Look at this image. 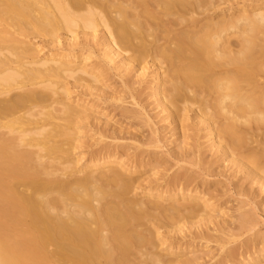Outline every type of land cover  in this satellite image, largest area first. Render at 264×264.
Instances as JSON below:
<instances>
[{
  "label": "bare ground",
  "instance_id": "bare-ground-1",
  "mask_svg": "<svg viewBox=\"0 0 264 264\" xmlns=\"http://www.w3.org/2000/svg\"><path fill=\"white\" fill-rule=\"evenodd\" d=\"M230 1L0 0V264H264L263 242H239L254 227L252 216L241 214L239 224L223 210V220L209 210L200 217L212 203L200 184L192 188L191 173L178 170L165 186L143 188L146 177L129 174L141 167L123 158L128 146L117 142L123 122H154L135 86L149 82L175 138L172 156L207 168L210 146L264 187V0L222 7ZM77 30L92 32L82 41ZM94 56L114 64L108 70L137 108L105 84L107 68ZM71 86L80 91L75 97ZM84 129L114 142L75 153ZM197 217L204 225L195 222L192 231ZM192 246L210 255L202 262L176 256Z\"/></svg>",
  "mask_w": 264,
  "mask_h": 264
},
{
  "label": "rangeland",
  "instance_id": "rangeland-1",
  "mask_svg": "<svg viewBox=\"0 0 264 264\" xmlns=\"http://www.w3.org/2000/svg\"><path fill=\"white\" fill-rule=\"evenodd\" d=\"M239 1H241V0H231L230 2H226V3H224L223 5H222V7L223 8H229L230 6H232L233 5V7L236 9V8H241L242 6H241V4H242V2H239ZM240 4V5H239ZM101 30V29H100ZM100 30H99V32L98 31H96V33L95 34H97L98 35V37H97V35H96V37L94 38L95 39V41L93 40V37H92V40H93V42L94 43H96V41H98V40H100L101 39V37H102V35H104L103 33H101L100 32ZM80 34H79V33ZM87 32V31H86ZM90 33L92 32V31H89ZM89 32H88V34L87 33H85L84 31L82 32H80V30L78 31L77 30V33L80 35V39H82V41H83V39L84 38H81V37H83L82 35H85V34H87V35H85V36H89V35H91V34H89ZM93 34V33H92ZM94 36V35H93ZM99 37H100V39H99ZM89 38V40H91L90 39V37H87V39ZM97 38H98V40H97ZM85 39H86V37H85ZM233 39V38H232ZM34 40V39H33ZM41 40L42 39H35V41H37V42H40L41 43ZM84 42H86V41H84ZM97 51H100L99 52V55L100 54H102V50L101 49H96ZM95 51V50H94ZM97 51H95V55H98L96 52ZM127 53H126V55H127V57L129 56H133V54L131 53V51H126ZM131 53V54H130ZM125 54V53H124ZM125 55V56H126ZM96 56H94V58L92 59V61H93V63L95 62V63H97V61L100 63L101 61L99 60V58L98 57H96ZM103 62V63H102ZM101 62V64H99L100 66L101 65H103L102 67L104 68V69H106L107 68V71H106V74H105V76H104V81H105V84H108V86H110V88H112L113 90H115L116 92H117V96H119V97H122L123 98V100H124V103H123V105L124 106H126V107H128V108H137V106H135V104H134V102H133V100H131L132 98H130V94H129V90H128V88L127 87H125V89H124V83H122L123 82V80L121 79V77L119 76V75H116L115 76V71L113 70V72H112V70H108V68L109 67H113V65L114 64H112V63H107V62H105V61H102ZM133 63H134V65H136L135 63V61H133ZM110 64H112V66L110 65ZM146 64V63H145ZM145 64H141V65H145ZM109 67H108V66ZM149 66V65H148ZM102 71V70H101ZM110 71V72H109ZM111 73V74H110ZM108 75H113V76H111V79H110V76H108ZM107 76V77H106ZM109 78V80H107V79ZM142 79H145V77H141ZM88 79V78H87ZM135 79V81H138V79H140L139 77H138V79H137V76L135 77V78H133V80ZM150 79V77H148L147 78V80H149ZM107 80V81H106ZM88 81V80H87ZM87 81H82V82H84V84L86 83H89V82H87ZM122 84V85H121ZM149 82H144V83H141V84H136L135 86L139 89V90H143V92L144 93H142V97H141V99H143V105H145V109H146V111H145V113L146 112H148V114H150L152 117V119L154 118V122L153 123H147V124H144V123H146L143 119V123H142V120H138V122L137 121H130L129 123H130V125H129V123H124L123 122V125L125 126L126 124H128V125H126L128 128H126V126H125V129H122L121 131H119L118 132V134L120 135V137H119V139H117V140H119V141H117V142H120L122 145H124V146H128V148H127V150H125L126 152H127V154L125 153V151L123 150L122 151V154L124 153V157L123 158H127L128 160H130V162H133V167H136L137 165V168L138 169H140V167H141V170H139V171H135V172H133V173H129L130 175H132V176H135L136 178L138 177V178H140L141 177V179H139V181L140 180H142V178L143 177H146L145 178V180L143 181V182H141L142 183V186L144 185H147V186H145V187H150L151 185H155V186H157V185H159V184H155V183H160L161 185H166V180H167V178L166 177H170V176H173L174 174L173 173H175L176 174V172L178 173V170L180 171V173H188L189 175H191V176H195V177H193L194 178V181H197V182H195V183H193V185H192V188H194L195 187V185H196V183H197V185H196V187L200 184H202L201 186L199 185L198 186V191H200V192H202L201 194L202 195H204V197L205 198H207V200H209V202H211L212 203V206L210 207V209L209 208H207L206 210H204L205 211V215H203V216H200V217H204L205 218V216L207 215L208 216V213H211L210 214V216L209 217H211V215H212V217L213 218H215V216L217 215V217H219L220 216V218H215V219H217V221L218 220H220L221 219V215H220V213L222 214V210L223 211H225V213L223 212V214H225L224 215V217H227V215L226 214H229L228 216L230 217V220L231 219H233V217H235L234 218V221L237 219V217H239L241 214H249L250 216H252V224H253V228L250 230V231H248V233L246 232L245 233V235H243L241 238H239L240 240H239V242L241 241V240H244V239H255V238H257V239H255V240H257V241H259V242H261L260 244H262V242H263V245H264V187L262 186V185H256L255 183H251L250 182V180H246L245 178H244V172H238L237 173V171H239L238 170V167L237 166H235L233 163L231 164V162L230 161H224V160H220V159H218L217 158V156L216 155H214V152L212 151V150H210L211 148H210V146H208L207 147V145L205 146V143L207 144V140H206V137H203L204 136V132L203 131H199L198 133H199V135H201L202 137H203V140L201 139V141H203L204 142V146L206 147V148H204L205 150H204V152L206 153V155H204V157H205V159H206V161L205 162H211V161H213V164H212V166H209L208 167V165L207 164H205L206 166H207V170L204 168V166L202 167V168H199L200 167V165H199V167L197 166V165H195V164H197L196 162H194V161H191V160H193V158L191 157V158H189V160L187 161V159H186V161H184V160H180V161H178L179 159H177L176 157H174L175 155H174V148L176 149V146L177 145H175V143L174 142H172V140H173V138L174 137H172L171 138V135H172V133L171 132H169V130H170V128H171V126L165 121L164 122V114L163 113H159L160 112V110H158L157 108H156V106H155V102H153V99L151 98V96L149 97V91H150V89H149ZM121 86H123V88L121 87ZM72 88H73V86H71ZM146 88V89H145ZM122 89H123V91H122ZM128 91H127V90ZM144 89H145V91H144ZM75 90V91H74ZM126 92V93H125ZM80 93V91L78 92V90H76V89H72V94H71V96L72 97H75L77 94H79ZM127 94H129V96L127 95ZM152 100H151V99ZM147 102V103H146ZM149 102V103H148ZM111 109V107L109 108V110ZM98 112H101V110H99ZM109 112V111H108ZM108 112H106V113H108ZM119 111H116V112H113L114 114H117ZM158 112V113H157ZM102 113H104V112H102ZM112 113V114H113ZM114 114H113V116H114ZM157 114V115H156ZM163 114V115H162ZM106 115V114H105ZM144 115H146V114H144ZM112 115H111V117H113ZM163 118H162V117ZM146 118H147V115L145 116ZM156 117V118H155ZM117 119H119V115H117V117L114 119V120H117ZM157 119V120H156ZM163 119V120H162ZM160 120V121H159ZM104 121V122H103ZM102 122H101V125H104L105 124V122H106V120H103ZM156 121V122H155ZM134 122V123H133ZM158 122V123H157ZM121 123V122H120ZM132 123V124H131ZM156 123V124H155ZM166 123V124H165ZM133 124H134V127H133ZM152 124V125H151ZM136 125V126H135ZM140 125H142V126H140ZM144 125V126H143ZM149 125H151V126H149ZM138 126H139V128H138ZM152 126H154V127H152ZM161 126V127H160ZM166 128H165V127ZM168 126V127H167ZM103 127H105V126H103ZM108 128V127H107ZM131 129V130H128V129ZM138 128V129H137ZM157 128H159V129H157ZM161 128V129H160ZM163 128H165V129H163ZM133 129H134V131H133ZM137 129V130H136ZM141 129V130H140ZM163 129V130H162ZM169 129V130H168ZM136 130V131H135ZM139 130V131H138ZM168 130V131H167ZM131 131H133V132H135V133H133L132 132V134H131ZM166 131V132H165ZM191 131V133H194L195 131L192 129V130H190ZM111 132V131H110ZM138 132H139V135L142 137V138H140L139 137V139H140V141L137 139V140H135L136 139V137H138L137 135H138ZM161 132V133H160ZM122 133V134H121ZM137 133V134H136ZM142 133V134H141ZM81 136H80V142H81V144H82V148H77V149H75V153H80V152H87L88 153V151L90 152L92 149H93V147H94V149H98L103 143H106V142H114V140L112 141V140H110V138L109 139H103V140H99L98 139V137L100 138V136L99 135H97L96 134V132H94V131H88V130H86V129H84L81 133H79ZM136 134V135H135ZM134 136V137H132V136ZM163 138H162V137ZM167 138H166V137ZM154 137H157V138H155L154 139ZM159 137H161V139L159 138ZM170 137V138H169ZM148 140H147V139ZM160 139V140H159ZM165 139H167V140H165ZM172 139V140H171ZM175 139V138H174ZM103 141V143L101 144V143H99V142H97V141ZM108 140V141H107ZM146 140V141H145ZM157 140V141H156ZM162 140V141H161ZM206 140V141H205ZM78 141V142H79ZM105 141V142H104ZM150 141V143L151 144H149L148 142ZM96 143V145H95V143ZM172 142V143H171ZM98 143H99V145H98ZM80 144V143H79ZM80 144V145H81ZM94 146H93V145ZM156 144H158V145H156ZM176 144H178L177 142H176ZM136 145H137V147H136ZM139 145V146H138ZM208 145H209V142H208ZM257 144H252L251 146L252 147H255ZM99 146V147H98ZM135 146V147H134ZM91 147V148H90ZM97 147V148H96ZM142 149H141V148ZM134 148V149H133ZM136 148V149H135ZM138 148H140V149H138ZM173 148V149H172ZM209 148V149H208ZM91 149V150H90ZM126 149V148H125ZM129 149V150H128ZM132 149V150H131ZM134 150H135V153H134ZM210 150V151H209ZM146 151V152H145ZM149 151H151V152H149ZM171 151V152H170ZM207 151V152H206ZM173 152V153H172ZM137 153H139V154H137ZM141 153V154H140ZM154 153H155V155H154ZM132 154V155H131ZM134 154V155H133ZM138 156H137V155ZM174 155V156H172V155ZM88 155V154H87ZM87 155H86V157H87ZM119 155H121V154H119ZM135 155H136V157H138V158H136L137 160H134L135 159ZM130 156V157H129ZM153 156V157H152ZM155 156V157H154ZM139 157H140V159H139ZM142 157V158H141ZM147 157V158H146ZM161 157H163L162 159H161ZM125 158V159H126ZM130 158V159H129ZM133 158V159H132ZM144 158H146V159H144ZM149 158H150V160H149ZM159 160H158V159ZM176 158V159H175ZM138 159H139V162H138ZM154 159V160H153ZM165 159V160H164ZM140 160H141V162L143 161V163H141L140 162ZM148 160H149V162L150 163H148ZM158 160V161H157ZM218 160V161H217ZM220 160V161H219ZM134 161H135V163H134ZM154 161V162H153ZM164 161V162H163ZM160 164H159V163ZM191 162V163H190ZM194 164H193V163ZM148 165H147V164ZM152 163V164H151ZM154 163V164H153ZM132 164V163H131ZM162 164V165H161ZM136 165V166H135ZM144 165H146V166H144ZM157 165V166H156ZM165 167H164V166ZM234 165V166H233ZM155 166V167H154ZM153 168H154V171L156 170V169H158L157 170V172L158 171H160L159 173L161 174H157V175H159V177L161 178V177H163L162 175L164 174V178H161V179H164L163 181L160 179V180H157L156 181V177H155V180L154 179H152V178H154V176L152 177V175H151V173L153 172V173H155L154 175H156V172H154L153 171ZM165 168V169H164ZM186 169V170H185ZM190 169H192V170H190ZM208 169H211V171L210 170H208ZM167 170V171H166ZM213 170V171H212ZM237 170V171H236ZM152 171V172H151ZM185 171V172H184ZM188 171V172H187ZM192 171H193V173H192ZM207 171V172H206ZM210 172V173H209ZM234 172H236V173H234ZM191 173V174H190ZM242 173V174H241ZM194 174V175H193ZM238 174V176L236 177V175ZM151 175V178L149 177ZM156 175V176H157ZM166 175H168V176H166ZM235 175V176H234ZM143 176V177H142ZM150 178L151 180H153V182L151 181V182H147V181H149V180H147L146 181V179L147 178ZM158 177V176H157ZM236 178V179H235ZM237 179H238V181H237ZM243 180V183L241 182ZM155 181V182H154ZM160 181V182H159ZM165 181V184L163 183ZM193 181V182H194ZM201 181V182H200ZM203 181V182H202ZM245 181V182H244ZM207 183L208 184V186H207V184L205 185V184H203V183ZM237 182V183H236ZM238 182L239 183H241V184H245L244 185V187L246 186V188H247V190H246V188L243 190V189H241L240 187H237L239 184H238ZM248 182V183H247ZM235 183H236V185H235ZM251 183V184H250ZM150 184V185H149ZM251 185V186H247V185ZM253 184H255V185H253ZM149 185V186H148ZM205 185V186H204ZM144 186H143V188H144ZM203 186V187H202ZM254 188H253V187ZM195 187V188H196ZM206 187H207V189H206ZM241 187H243V185L241 186ZM251 187H252V189H251ZM248 188H250V189H248ZM201 189V190H200ZM240 189V190H239ZM204 190V191H203ZM246 190V191H245ZM250 190V191H249ZM254 191V192H253ZM245 192H247V194H245ZM251 192H253V194H249V193H251ZM207 193V194H206ZM249 194V195H248ZM135 195V194H134ZM248 195V196H247ZM133 196V195H132ZM138 197V196H137ZM250 197H252V199H250ZM254 197H255V199H254ZM263 202V203H262ZM222 207V209H220ZM241 207V208H240ZM221 211H220V210ZM226 209V210H225ZM228 209V210H227ZM211 210V212H209V211ZM238 210V211H237ZM240 210H241V212H240ZM207 211H208V213H207ZM233 211H234V214H233ZM245 211V212H244ZM218 212H220V213H218ZM240 212V213H239ZM231 215V216H230ZM199 217V218H200ZM232 217V218H231ZM254 217V218H253ZM198 217L197 218H193L192 219V221L190 220V222H192V223H194L195 224V222H198L199 219ZM204 218H202V219H204ZM200 220H201V218H200ZM221 220H223V217H222V219ZM205 221V220H204ZM203 221V222H204ZM234 221H232V222H234ZM159 222V221H158ZM186 222H189V221H187L186 220ZM231 222V223H232ZM236 223H238L239 224V222H238V220L237 221H235ZM234 222V223H235ZM155 223H157V221L155 222ZM192 223H188L189 225H192ZM199 223V222H198ZM234 223H232V224H234ZM235 223V225L237 226L238 224H236ZM159 224H161L160 222H159ZM183 224V223H182ZM200 225L202 224L201 223V221H200V223H199ZM255 224V225H254ZM180 225H181V223H180ZM189 225H187V227H189ZM202 225H204V224H202ZM213 224H211V226H212ZM194 226V225H193ZM193 226H190V227H193ZM195 226H196V228H195ZM195 226L193 227V228H191V230L193 231V230H198V228H200V226H197V223L195 224ZM206 226V225H205ZM238 227V226H237ZM186 228V227H185ZM189 230V228H187V231ZM162 231H163V229H162ZM163 232H165V230L163 231ZM260 239H261V241H260ZM239 242H235L234 244H236V243H239ZM202 243H204V241L203 242H201V244ZM233 244V245H234ZM208 245H210V246H213V250H214V247H217V244L216 243H209ZM232 245V244H231ZM216 249V248H215ZM189 250V251H188ZM201 248H197V247H191V248H189V249H187V250H184V251H182V252H179L176 256L178 257L179 256V258L180 257H182L183 259H185V258H193V256H194V258L195 257H199V260L202 262V261H204L205 259H204V255L206 254V255H210L209 253H204V251L205 250H207V249H205V250H202L201 252ZM189 252V253H188ZM199 252V253H198ZM212 252V251H211ZM214 252V251H213ZM213 252L211 253V255L213 254ZM201 253V254H200ZM215 254L217 253V251L215 250V252H214ZM207 259V258H206Z\"/></svg>",
  "mask_w": 264,
  "mask_h": 264
}]
</instances>
